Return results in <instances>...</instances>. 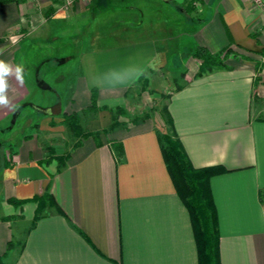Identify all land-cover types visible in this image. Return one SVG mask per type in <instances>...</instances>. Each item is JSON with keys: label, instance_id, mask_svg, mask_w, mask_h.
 <instances>
[{"label": "crops", "instance_id": "1", "mask_svg": "<svg viewBox=\"0 0 264 264\" xmlns=\"http://www.w3.org/2000/svg\"><path fill=\"white\" fill-rule=\"evenodd\" d=\"M62 2H0V60L24 68L23 85L8 78L14 110L0 107L2 263L197 264L190 216L158 139L166 132L194 168L225 169L208 180L220 264H264V3L91 0L65 10ZM152 7L158 26L138 31ZM110 12L132 19L133 31L93 47L75 37L69 53L60 54L59 42L50 48L59 54L29 51L46 47L44 28L79 27ZM196 46L236 56L198 75ZM72 60L74 72L53 77ZM174 80L180 85L170 90ZM154 102L169 123L147 111ZM117 108L147 114L128 121L120 112L111 126ZM65 114L89 118L82 134L69 131ZM46 193L40 211L23 201Z\"/></svg>", "mask_w": 264, "mask_h": 264}, {"label": "trees", "instance_id": "2", "mask_svg": "<svg viewBox=\"0 0 264 264\" xmlns=\"http://www.w3.org/2000/svg\"><path fill=\"white\" fill-rule=\"evenodd\" d=\"M1 1L5 0H0V2ZM260 54L264 55V49ZM192 56L200 60L198 71V75H200L213 68L226 67L225 60L230 56L236 55L229 47L216 53H211L203 46H196L192 51ZM94 105L95 98L93 94L90 108L93 109ZM116 112L119 114L121 111L117 108ZM144 117L145 116L142 118ZM167 118L166 122L169 123L170 118L168 115ZM75 119V114L64 116V122L70 128L73 127ZM114 125L115 122L111 124V126ZM158 139L166 168L172 179L175 190L187 208L190 216L196 243L197 264H220L218 221L216 208L208 186V180L213 175L225 172V169L221 166L194 168L182 152L180 144L176 139L166 132L158 133ZM111 147L117 159L121 160L123 156L122 144L114 142ZM46 199H50V196L47 193L23 201L32 200L38 202L40 211L44 205L43 202ZM23 201L13 200L12 202L20 204ZM39 211L37 212L33 223L39 218ZM10 246L11 243L8 244V248ZM0 264H3L1 256Z\"/></svg>", "mask_w": 264, "mask_h": 264}, {"label": "rangeland", "instance_id": "3", "mask_svg": "<svg viewBox=\"0 0 264 264\" xmlns=\"http://www.w3.org/2000/svg\"><path fill=\"white\" fill-rule=\"evenodd\" d=\"M91 0H77L72 4H79V6L81 4H87L89 3ZM254 3V2H253ZM258 5V4H256ZM62 6V3L61 5ZM63 8V7H62ZM67 10V9H65ZM117 12H110L109 14H103V15H99L100 17L97 18V20L95 21H91V23L85 25L84 23L86 22V20L83 21V23H81L82 25H79V27H77V24L75 26L72 25H65L62 27H52L50 26V29H45V35L47 37V39L45 40V44L46 47H40L36 46V44H33L31 47L29 46V51L34 53V54H59L58 51L55 50H51L50 48H52V46H54L55 43L59 42L58 45L60 46V49H62V51H60V54L62 53H69V52H73V50L75 51V46L74 45H70L71 43H73V38L77 37H81L79 38L80 40H91L92 43L90 44H85L82 47H93V46H100V45H104L107 42H109L110 40H114L115 36H126L125 33H128L129 31H133V29L135 28V24H133L132 19L125 17H122V15L116 14ZM158 14L155 12L154 8L152 7V13L151 12H145L144 14V20L139 23L140 25H137V29L138 31L147 29L149 30V24L152 25V27H157L158 26ZM135 23V22H134ZM54 28V29H51ZM53 30V31H52ZM53 32V33H52ZM55 34V35H54ZM55 36V37H54ZM57 36V37H56ZM68 41V43H67ZM96 41V42H95ZM79 44H76V47H78ZM80 48V47H79ZM65 49V50H63ZM62 52V53H61ZM57 71L54 73L56 74L53 77H62L65 78L70 72H74L76 69V62L75 60L70 61L69 63H65V64H61L59 67H57ZM47 70H44V68L40 69V76H43L44 73H46ZM181 77L183 78L184 75H181ZM182 81V80H180ZM180 84L178 83V81L174 80L170 86V90L172 88H176L178 87ZM63 96V94L61 95ZM168 96V92H164L161 93L159 95L160 100L162 101L163 99H165ZM148 112L150 111H156L158 112V114L164 119V123L167 124L166 119L167 118V114L165 112V108L162 106V102H154V106H152L149 110H147ZM146 111V112H147ZM121 112L123 113V115H125L127 117L126 120L131 121L133 119H135L136 117H139L140 115H144L147 114L146 112H143L141 114H139L138 111L130 109L127 111H124V109H121ZM120 114V113H119ZM116 110L113 111V120L116 122V118L119 115ZM66 116V114L64 115ZM63 116V117H64ZM83 117H81V119L79 120L78 116L76 115V119L73 122V127H68L66 125V127L69 129L70 132L72 131H77L79 134H82L84 131V126H86L87 121L89 120L88 117H86L85 115H82ZM141 116V117H142ZM83 118V119H82ZM6 133H0V140H3L5 138ZM72 138V139H71ZM69 141H71V143L74 141V138L72 135H70L67 138ZM262 199L264 200V191L262 192ZM18 238V237H17ZM19 239V238H18ZM14 240V242L11 243V246L14 245H18L19 241Z\"/></svg>", "mask_w": 264, "mask_h": 264}, {"label": "clouds", "instance_id": "4", "mask_svg": "<svg viewBox=\"0 0 264 264\" xmlns=\"http://www.w3.org/2000/svg\"><path fill=\"white\" fill-rule=\"evenodd\" d=\"M24 68L21 65L13 66L10 63L0 60V107L15 108V105L9 100L7 92L9 89L8 78L14 77L20 85L24 83Z\"/></svg>", "mask_w": 264, "mask_h": 264}, {"label": "built area", "instance_id": "5", "mask_svg": "<svg viewBox=\"0 0 264 264\" xmlns=\"http://www.w3.org/2000/svg\"><path fill=\"white\" fill-rule=\"evenodd\" d=\"M77 0H63L62 6L64 9H67L69 5L74 3ZM80 1V0H79ZM255 4L262 5L264 3V0H252Z\"/></svg>", "mask_w": 264, "mask_h": 264}]
</instances>
